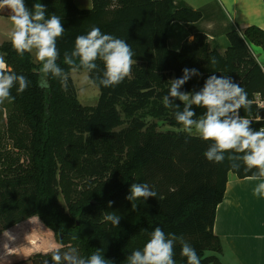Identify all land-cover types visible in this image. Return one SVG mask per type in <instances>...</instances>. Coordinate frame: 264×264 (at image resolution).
I'll return each mask as SVG.
<instances>
[{
	"label": "trees",
	"instance_id": "obj_1",
	"mask_svg": "<svg viewBox=\"0 0 264 264\" xmlns=\"http://www.w3.org/2000/svg\"><path fill=\"white\" fill-rule=\"evenodd\" d=\"M179 1L92 0L91 8H80L75 0H25L30 11L35 3L43 4L45 19L53 14L61 18L65 31L57 39V63L67 79L62 84L49 76L50 87L40 88L41 65L32 52L21 57L10 40L0 45V56L9 68L30 81L22 93H17L18 85L11 90L8 137L18 154L27 153L28 164L21 165L20 158L9 153L3 159L0 153L4 168L0 169V233L38 216L53 231L62 252L76 248L87 260L101 250L109 264H128V257L142 251L151 232L160 227L166 236H182L191 244L201 264H223L222 242L214 224L228 175L253 177L258 170H248L239 158L243 153L235 151L226 152L222 163L209 162L204 153L212 141L189 137L184 131H160L145 117L182 126L175 114L183 111V102L169 96L171 107H165L163 97L168 96L171 81L183 76L184 68H196L200 75L192 76L181 92L200 91L207 77L215 74L239 83L249 101L256 92L264 93V71L248 45L264 49V29L251 25L228 31L224 53L200 31L194 32L192 40L185 39L179 50L173 49L171 25L203 18L201 10L177 6ZM93 27L125 40L133 52V65L122 83L105 88L99 83L104 64L97 60V68L89 75L100 96L95 107H89L78 100L70 77L73 68L64 64V54L70 55L76 37ZM192 110L193 119L206 111L195 105ZM259 111L250 103L239 114L249 117ZM21 123L26 125L25 132ZM262 126L263 120L252 121L254 130ZM133 183H147L156 197L127 200ZM109 214L120 217L118 225L104 219ZM173 258L175 264H188L179 241ZM28 260L52 264L51 251L35 253Z\"/></svg>",
	"mask_w": 264,
	"mask_h": 264
},
{
	"label": "clouds",
	"instance_id": "obj_2",
	"mask_svg": "<svg viewBox=\"0 0 264 264\" xmlns=\"http://www.w3.org/2000/svg\"><path fill=\"white\" fill-rule=\"evenodd\" d=\"M0 9L10 12L11 21L9 38L11 44L21 57L35 49V60L40 63V79L38 86L47 89L49 76L66 82L67 75L58 65L59 51L57 39L64 34L61 18L51 15L45 19L46 7L41 3L33 5L34 10H29L25 0H0ZM133 52L130 45L122 39L110 34L102 33L98 27H93L86 35L76 37L75 46L69 55L64 54V64L76 70L83 68L92 72L97 68V60L103 61L104 71L99 79L100 85L105 88L114 87L131 75L133 65ZM78 60V65H77ZM212 63L216 60L213 58ZM181 78L173 79L170 83L168 96L163 97L165 107H171L169 96L178 98L183 102L182 112H176L175 119L182 125V130L191 137L193 134L203 141H212L211 146L205 151L204 156L209 162L222 163L225 153L235 151L243 153V163L248 170L257 169L252 179L264 177V128L254 130L252 121L241 116V108L248 109L250 101L247 93L239 83L228 76L210 75L204 82L200 91L195 93L181 92L179 89L192 77L199 76L196 68H184ZM30 81L24 75H17L9 68L4 57L0 56V104L5 100L11 102V90L14 85L17 93L24 92ZM206 109L199 119L192 106ZM230 160L237 157L229 156ZM233 168L239 165L233 164ZM254 194L264 196V182L259 183L254 189ZM157 193L147 183H133L127 200L132 201L143 198H155ZM112 202L109 201V207ZM113 225H118L120 217L109 214L104 217ZM179 241L181 255L187 258L188 264H201L195 249L182 236L166 234L160 227H156L150 234L143 250L134 251L128 257V264H175L174 245ZM52 264H109V261L97 250L87 260L78 255L76 248L61 251L59 248L51 250ZM43 264H48L44 261Z\"/></svg>",
	"mask_w": 264,
	"mask_h": 264
},
{
	"label": "crops",
	"instance_id": "obj_3",
	"mask_svg": "<svg viewBox=\"0 0 264 264\" xmlns=\"http://www.w3.org/2000/svg\"><path fill=\"white\" fill-rule=\"evenodd\" d=\"M84 2L92 7V0ZM176 4L201 10L203 18L199 22L206 18L208 11L213 18L218 10L222 14L221 21L231 29L244 30L251 25L264 29V0H180ZM9 16L7 9H0V19ZM215 24L217 22H208V28ZM0 28L5 31V27ZM4 41L8 40H2L0 36V45ZM2 105L0 115L6 107L9 109L11 102L5 100ZM0 138L3 141L9 139L8 134L2 132ZM12 146L17 152L13 142ZM261 182L264 177L239 178L233 172L228 175L226 193L217 207L214 224V232L222 242L220 259L223 264H264V196L254 194ZM61 247L53 231L38 216H32L0 233V264H31L28 259L33 254Z\"/></svg>",
	"mask_w": 264,
	"mask_h": 264
},
{
	"label": "rangeland",
	"instance_id": "obj_4",
	"mask_svg": "<svg viewBox=\"0 0 264 264\" xmlns=\"http://www.w3.org/2000/svg\"><path fill=\"white\" fill-rule=\"evenodd\" d=\"M84 1L85 0H75V3L80 8H90V6H88V3H85ZM215 12H216L214 13L215 15H213V18H211L212 15L208 11L206 14V18L202 20L201 22L194 24V25L174 22L171 25L170 30H169L170 47L173 49L178 48L179 50L182 42L185 39L192 40L194 38V32L200 31V32H204L208 36L209 42L211 45L217 44L219 51L221 53H224L229 45L226 34L228 31L235 29V28L231 29V26H228V24H224L225 21H221L220 19L222 14L218 10H216ZM4 18L6 19H0V27H5V31H3L0 28V36L2 40H10L9 31L11 29V21L7 17H4ZM208 22H217V24L211 26V28H208L209 27ZM251 49L253 52V56L256 57L259 63L264 65V49L257 45H252ZM32 54L35 60V49H33ZM70 77L73 80V83L75 85L76 92H77V97H78V100L81 102V104L85 106H89V107H95V105L97 104L99 100L100 89L98 85L91 80L89 72H87L86 70H82V69H76V70L72 69L70 72ZM3 106L4 105L0 104V110H2ZM6 108L7 110L5 111L3 110L2 114L0 115V132L8 134L7 117L9 115L10 106H9V109L8 107ZM145 120L147 122L149 121V122L155 123L157 125V129L160 131H168V130L183 131L182 126L171 125L164 120L153 118L150 115H147L145 117ZM127 125H128V121L123 126L119 127V129ZM25 126L26 125L24 123H21L20 128L22 131L27 129L25 128ZM13 150L14 149H13L11 140L7 138L6 140L1 141L0 153L3 154V159H4V156H7L8 155L7 153H9V156H13L16 159H18L19 157L21 165L27 166L28 164L27 153H25L24 151H21L18 154L16 151H13ZM0 169L1 170L4 169L1 163H0ZM60 200H61V203L64 204V200L62 197L60 198Z\"/></svg>",
	"mask_w": 264,
	"mask_h": 264
},
{
	"label": "built area",
	"instance_id": "obj_5",
	"mask_svg": "<svg viewBox=\"0 0 264 264\" xmlns=\"http://www.w3.org/2000/svg\"><path fill=\"white\" fill-rule=\"evenodd\" d=\"M248 45H249V48L252 52L251 47L253 44H248ZM261 66H262V69L264 71V65L261 64ZM250 103L255 105L260 111L258 112L257 115H251V116L245 117V118L249 119L250 121H262V120L264 121V93L263 92H256L253 95L252 99L250 100ZM261 128H264V126H262ZM260 129H258V130H260Z\"/></svg>",
	"mask_w": 264,
	"mask_h": 264
}]
</instances>
